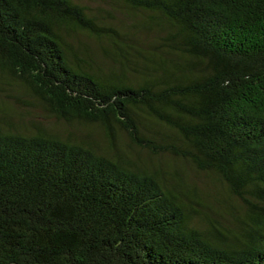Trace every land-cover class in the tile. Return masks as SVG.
Segmentation results:
<instances>
[{
  "label": "trees",
  "instance_id": "1",
  "mask_svg": "<svg viewBox=\"0 0 264 264\" xmlns=\"http://www.w3.org/2000/svg\"><path fill=\"white\" fill-rule=\"evenodd\" d=\"M0 264H264V0H0Z\"/></svg>",
  "mask_w": 264,
  "mask_h": 264
},
{
  "label": "rangeland",
  "instance_id": "2",
  "mask_svg": "<svg viewBox=\"0 0 264 264\" xmlns=\"http://www.w3.org/2000/svg\"><path fill=\"white\" fill-rule=\"evenodd\" d=\"M106 5V4H105ZM108 6V5H107ZM54 120H51V123L53 122Z\"/></svg>",
  "mask_w": 264,
  "mask_h": 264
}]
</instances>
